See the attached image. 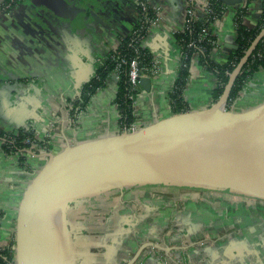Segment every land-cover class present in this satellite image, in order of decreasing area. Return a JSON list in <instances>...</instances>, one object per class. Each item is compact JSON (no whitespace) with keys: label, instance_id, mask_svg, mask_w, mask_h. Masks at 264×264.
Here are the masks:
<instances>
[{"label":"crops","instance_id":"obj_1","mask_svg":"<svg viewBox=\"0 0 264 264\" xmlns=\"http://www.w3.org/2000/svg\"><path fill=\"white\" fill-rule=\"evenodd\" d=\"M203 2L204 0H199ZM264 0H245L244 23L256 24ZM160 7L144 45L160 69L151 88L140 86L134 102L136 123L148 125L172 115L167 92L180 65L174 31L182 28L186 0H151ZM235 8L214 22L219 44L212 57L223 62L225 44L235 45ZM131 0H22L0 10V129H31L45 137L52 153L116 128L111 77L71 120V101L93 76L98 58L117 47L137 23ZM216 77L191 62L184 89L189 110L208 108ZM264 102V71L258 70L234 101V111ZM50 138V139H48ZM35 150V149H34ZM5 153L0 144V247L9 245L30 180L43 165L39 152ZM111 208V209H110ZM74 264H264V200L217 190L169 185H131L76 198L67 207Z\"/></svg>","mask_w":264,"mask_h":264},{"label":"water","instance_id":"obj_2","mask_svg":"<svg viewBox=\"0 0 264 264\" xmlns=\"http://www.w3.org/2000/svg\"><path fill=\"white\" fill-rule=\"evenodd\" d=\"M219 1L237 8L245 0ZM263 36L264 27L208 108L172 114L134 132L106 133L45 153L20 204L12 246L15 264H74L69 202L113 188L172 185L264 200V102L241 112L225 109L236 76ZM223 47L229 52L236 46ZM139 84L149 91L150 77L140 76ZM148 246L163 249L145 242L126 264H133Z\"/></svg>","mask_w":264,"mask_h":264},{"label":"trees","instance_id":"obj_3","mask_svg":"<svg viewBox=\"0 0 264 264\" xmlns=\"http://www.w3.org/2000/svg\"><path fill=\"white\" fill-rule=\"evenodd\" d=\"M22 0H3L4 4L12 8L19 4ZM195 8V4L192 5ZM138 20L133 28L119 37V43L116 48L108 51L105 55L98 58L94 65V73L92 78L83 85L78 97L71 101L69 115L75 118L88 103L90 96L97 90L102 88L106 81L115 75L116 92L113 103L118 113V125L122 128H128L136 119L133 106V97L140 91V85L131 89L128 80V69L130 60L138 55V66L141 72L146 75H152V58L153 55L146 46L135 47L139 43L140 38H145L148 31V21L141 18L140 9L134 5ZM219 0H207V10L202 5H196V18L190 20L188 25L174 33V38L182 51L180 55V65L173 77L171 86L168 89L167 96L172 114H179L188 111V104L184 97V89L186 87L190 66L193 59L203 69L210 71L216 77L215 86L211 91L214 101L218 99L222 90L227 83L230 72L236 66L245 50L250 45L256 34L264 27V2L261 4L259 17L254 26L249 27L244 23V17L247 15V6H239L235 8L234 14V30H235V48H232L223 62H218L212 57V50L218 46L219 40L214 30V22L219 20L226 9ZM9 8V9H10ZM8 9V8H7ZM149 18H155L154 9L147 10ZM137 29L138 34L132 31ZM205 29V31H202ZM194 41V46H187L189 42ZM194 52H198L196 55ZM264 71V36L256 44L254 50L243 64L238 75L236 76L231 90L229 92L227 105L232 103L239 97L246 83L253 77L258 70ZM133 96V97H131ZM30 138L39 143L40 147L47 144V138L37 140L34 138V132L31 129H20L15 132L0 129V144L2 150L7 154H18V162L26 167L24 139ZM14 240L7 246L0 247V264H14Z\"/></svg>","mask_w":264,"mask_h":264},{"label":"built area","instance_id":"obj_4","mask_svg":"<svg viewBox=\"0 0 264 264\" xmlns=\"http://www.w3.org/2000/svg\"><path fill=\"white\" fill-rule=\"evenodd\" d=\"M131 1L136 6V8L140 9V11H141V18L144 21H148V25H147V31H148L150 29V27L152 25L156 24V22L158 21V14H159L160 7L151 4V0H131ZM194 4H195V8H196V5H202L203 6V9L204 10H207V0H204L203 2H200L199 0H186V7H185V13H184V24H183V26L188 25V23L190 22V20L196 18V10L192 6ZM7 8L9 9L10 7H8V5H6V4H4L3 0H0V10H2V11L3 10H8ZM149 8H152V9L155 10V12H156L155 18H149L148 17L147 10ZM183 26H182V28H183ZM182 28H180V29H182ZM180 29H178V30H180ZM178 30H176V31H178ZM176 31H174V33ZM202 31H205V29H203ZM132 32L134 34H138V30L137 29L133 30ZM139 40H140L139 43L135 47V51L136 52H138V47L140 48V46H145L144 45L145 38H140V36H139ZM194 45H195V42L194 41H191V42L188 43L187 46H194ZM194 53L196 55L198 52H194ZM181 54H182V51L180 50V55ZM137 58H138V55L135 56V57H133L130 60V63H129L128 80H129L130 88L131 89H135V88L138 87V85H140L139 84V77L140 76H146V75H144L141 72V70H140V68L138 66V59ZM193 60H195V59H193ZM151 72H152V74H158L160 72V69L158 68V65L156 64V59H155L154 56L152 58V71ZM114 77H115V75H114ZM148 77H151V75L148 76ZM136 96L135 97L131 96V97H133V99L135 100ZM234 101L232 103H230L229 105H227V103H226L225 109L226 110H233V108H234ZM134 102H133V106H134ZM67 108L68 109L71 108V104ZM135 116H136V113H135ZM71 120H75V118L71 117ZM136 121H137V116H136L135 121L128 128H122L119 125H117L116 128H110V129H107L106 128V129H102L99 132V135L98 136H102V135H104L106 133L115 134V133H122L124 131L134 132V131L138 130L139 128H141L142 126H145V125H142L141 122L140 123H136ZM44 139H42V140H44ZM48 139H50V138H48ZM49 142H50V140L49 141L47 140L46 143L48 144ZM24 143L26 144L25 154H32L33 155V154H36L37 152H39V155H40V157H41V159L43 161L45 160V156H44L45 153H50L51 152L50 148H47L45 146H41L40 147L39 143L35 142L33 139L26 138V139H24ZM188 189H192V190H205V189H198V188H188ZM252 199L255 200V198H252ZM14 264H15V261H14Z\"/></svg>","mask_w":264,"mask_h":264},{"label":"rangeland","instance_id":"obj_5","mask_svg":"<svg viewBox=\"0 0 264 264\" xmlns=\"http://www.w3.org/2000/svg\"><path fill=\"white\" fill-rule=\"evenodd\" d=\"M170 186H172V185H170ZM181 187V186H180ZM183 188V187H182Z\"/></svg>","mask_w":264,"mask_h":264},{"label":"bare ground","instance_id":"obj_6","mask_svg":"<svg viewBox=\"0 0 264 264\" xmlns=\"http://www.w3.org/2000/svg\"><path fill=\"white\" fill-rule=\"evenodd\" d=\"M111 209V208H110Z\"/></svg>","mask_w":264,"mask_h":264}]
</instances>
